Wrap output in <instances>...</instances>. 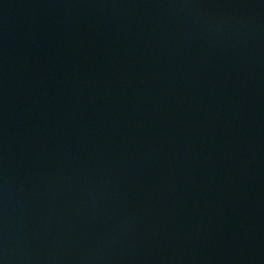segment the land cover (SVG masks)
<instances>
[{"label":"water","instance_id":"water-1","mask_svg":"<svg viewBox=\"0 0 264 264\" xmlns=\"http://www.w3.org/2000/svg\"><path fill=\"white\" fill-rule=\"evenodd\" d=\"M0 264H264V0H0Z\"/></svg>","mask_w":264,"mask_h":264}]
</instances>
